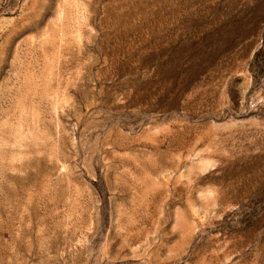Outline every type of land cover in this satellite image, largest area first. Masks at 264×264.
<instances>
[{
  "label": "rangeland",
  "instance_id": "1",
  "mask_svg": "<svg viewBox=\"0 0 264 264\" xmlns=\"http://www.w3.org/2000/svg\"><path fill=\"white\" fill-rule=\"evenodd\" d=\"M0 264H264V0H0Z\"/></svg>",
  "mask_w": 264,
  "mask_h": 264
}]
</instances>
